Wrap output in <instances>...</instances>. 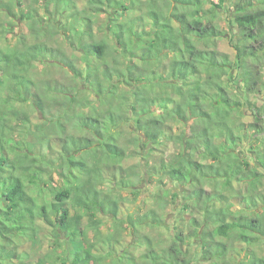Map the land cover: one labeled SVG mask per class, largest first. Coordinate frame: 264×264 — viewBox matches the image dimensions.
<instances>
[{
	"label": "trees",
	"instance_id": "obj_1",
	"mask_svg": "<svg viewBox=\"0 0 264 264\" xmlns=\"http://www.w3.org/2000/svg\"><path fill=\"white\" fill-rule=\"evenodd\" d=\"M50 1L31 0L24 12L25 0H0V17L17 15L18 9L41 41L29 44L22 38L12 46L0 44V264H225L227 240L233 235L250 246L263 240L264 205L258 201L264 203V197L245 200L249 214L262 207L257 216H235L228 208L210 204L221 193L217 187V194L204 200L202 185L208 180L214 186L219 181L224 186L233 180L250 181L255 190L258 179L264 178V0H234L228 29L216 20L229 0H171L173 11H165L162 18L156 14L164 10L159 0H146L143 8L136 7L135 0H84L88 9L80 18L73 15L80 0H52L53 10ZM36 4L47 17L38 15ZM102 13L107 14L115 49L126 56L136 52L134 57L145 72L123 76L127 69L110 66L109 44L95 41L94 19ZM132 13L141 15L128 18ZM118 16L126 20L121 22ZM46 21L52 24L48 30ZM55 27L78 56L70 57L46 43ZM228 34L234 57L219 47ZM166 52L173 55L171 78L157 75L154 67L161 65ZM38 64L67 68L69 81L42 78L36 73ZM221 76L236 89L242 85L249 92L258 91L262 104L256 106L246 93H233L232 85L217 82ZM158 79L163 86L151 104L162 111L152 120L158 129L153 126V132L147 133L148 144L178 146L176 157L162 162L161 173L178 186H192L184 200L187 209L196 211V218L185 242L189 247V240L198 237L199 258L189 248L183 249V229L172 235L167 248L151 246L134 253L122 238L124 233L145 226L171 228L155 210L139 221L126 219L120 214V203L101 190L106 173L128 157L121 126L133 118L141 129L144 119L153 117L144 95ZM241 105L251 112L248 123L243 121ZM31 108L54 116L33 130ZM180 115L183 122L191 123L173 140L160 127ZM51 137L59 141L58 154L35 152L38 143L48 144ZM138 141L135 138L130 144L137 146ZM243 144L248 147L241 160L233 151ZM196 154L216 164H201ZM126 184L121 182L123 187ZM110 216L113 230L103 235L105 217ZM232 216L237 222H229ZM199 226L205 227L202 233ZM46 244L49 252L33 262L31 254L39 255L36 248ZM249 264H264V258L255 256Z\"/></svg>",
	"mask_w": 264,
	"mask_h": 264
},
{
	"label": "rangeland",
	"instance_id": "obj_2",
	"mask_svg": "<svg viewBox=\"0 0 264 264\" xmlns=\"http://www.w3.org/2000/svg\"><path fill=\"white\" fill-rule=\"evenodd\" d=\"M36 1V0H32ZM41 3L42 0H39ZM54 1V0H53ZM136 1V7L143 8L146 0H135ZM164 5V10L161 12L160 10L156 12L157 15H160L159 17L166 16L167 10L169 12L173 11V8L175 6V3H173L171 0H159ZM31 2V0H25V7L24 12H28V5ZM52 0L50 1V10H53L54 5H52ZM211 2L218 3V0H211ZM233 2L234 0H229L222 11H218V16L216 23L219 24L222 28L226 27L229 28V22L230 17L232 15L233 10ZM84 0H80L78 2V8L76 11H73V15L75 14L76 17L80 18L82 15L83 10L88 9V4ZM42 4V3H41ZM38 11V15L41 17H44L47 12L43 8H41L38 4L35 6ZM212 5L208 4L206 5V9H210ZM17 11V15L7 16L6 14L2 13L0 17V31L3 32L0 38V44L2 46L5 45H15L19 44L22 38H25L29 44L34 43H41V41L38 39V37L35 35L36 31L32 29L31 22L28 19L23 20L20 17V13ZM144 12H146L143 9ZM148 13V14H147ZM147 16L149 17V11L146 12ZM155 14V15H156ZM37 15V16H38ZM140 13H132L128 16L130 19H134L136 16L140 17ZM50 17V16H49ZM58 16H56L57 19ZM121 18V22L126 20V17L124 16H118ZM60 19V18H59ZM63 20V19H62ZM107 14L102 13L99 15L98 18L94 19V34H95V41H106L109 44V49L112 50V54H108L107 60L110 66H115L120 69H127L123 76H128L131 72H133V75H140V73L145 72V68L143 67V64L140 63L138 58H135L136 52L133 54L127 53L128 56L123 54L122 49H115V45L117 42H115L112 38V34L108 32L107 30ZM144 22L140 23L141 28L144 26ZM46 25L47 30L50 28L52 24H49L44 22V26ZM55 25V24H54ZM58 26H60L58 24ZM140 28V27H139ZM146 30H150L151 27L149 24L145 26ZM54 33L49 32L48 36L49 38L46 40V43L49 44L50 47L53 48H60L64 51H66L67 54H69L70 57L77 55V51L75 49H72L70 46H68L67 37H65L64 33L62 31H59L56 27L53 28ZM230 35H226L222 38L220 41V50L223 52H226L230 54L232 57L235 56L234 50L231 48L229 43ZM92 41V40H91ZM78 56V55H77ZM173 55L166 52L165 57L159 67H156V70L158 72L157 75H161L165 78H171L172 76V69H173ZM68 70L67 68H64L63 66L59 64H51V65H41L38 64L36 73H38L39 76L45 79L52 78L59 83H67L70 79L68 76V73L66 72ZM128 72V73H127ZM122 80V79H121ZM120 80V81H121ZM217 82L224 83L225 85H232L230 88H232V92L241 95L242 93H246L249 95L250 99L256 106H260L263 102V96L258 91L256 92H249L244 86L238 87L236 89L234 87V83H230L227 81V77L221 76L220 78L217 77ZM120 81H117L120 82ZM161 80L158 79V81H155L147 88V91L144 95V97H147V101L149 103V106L151 105L150 110L152 111L153 117H148L147 119H144L143 126L141 129H138L133 121L130 120L127 124H123L121 126V130L123 132V144L127 149L128 157L122 161L119 165L116 166V168L109 170L105 177L103 178L105 181L101 184V190L104 192L110 194L113 201H117V204L120 203V214L121 216H125L126 219H129L132 221H139L140 219L145 218L147 214H149L151 211L155 210L158 214L160 213L163 215V217L166 219L167 226L171 228V231L167 228H154L151 226H145L143 228H140L138 232L135 230H132L131 232L124 233L122 238L125 240V243L127 246H132V251L134 253L140 254L141 252L151 248V246L156 247L157 249L160 248H167L172 241V235L178 234L179 229H183L185 231V237L183 242V249H190V252H192L193 256H196L197 258L200 257L201 253V244L198 243V237H195L194 239L189 240L190 246L187 247V243L185 242L187 234L191 233V230L193 228L190 227L192 219L195 216L196 211H192L191 209H187L185 207L187 201L184 200V197L188 196L191 193L192 186L191 185H183L178 186L174 182L170 181L164 175L161 173V165L162 162L168 163L171 159L176 157V154L178 151V146H175V143H150L148 144V136L147 133L153 132V126L154 130L158 129V126L154 124V118L155 116L158 117L162 110H159L161 108L152 105L151 103L157 96V92H159L163 86V83L160 82ZM131 83L138 87V84L136 83V80H132ZM86 86V85H85ZM83 85L82 88H85ZM123 86H126L125 84ZM86 90L87 86H86ZM89 91V90H88ZM171 97L176 98L173 94ZM91 100L94 101L96 98L92 97ZM243 107V105H241ZM101 108H104L100 106ZM245 109V107H243ZM31 114V126L34 128V125H44L48 123V119H52L54 116V113L47 112L43 114L40 111L33 110L32 108L29 109ZM79 113V111L77 112ZM66 118V117H64ZM62 118L61 120H63ZM49 119V120H50ZM252 119L251 112L249 110L245 109V118H243V121L246 123L250 122ZM71 120V116H70ZM65 121V119H64ZM191 123V122H189ZM188 122H183L182 116H178L176 118L167 120L164 125H161V132L163 131V134H167V136L173 137V140L175 139V136L180 135V133L183 130L189 129ZM135 138H138V145L134 146L130 144L131 140H134ZM165 138V137H163ZM162 139V138H160ZM177 141V140H176ZM46 141H43L41 146L38 145L35 147V152H44V154H58L60 151L58 147V140H56L54 137L50 139L48 144H45ZM164 142V141H162ZM44 143V144H43ZM127 144V145H126ZM148 144V145H147ZM129 145V146H128ZM246 146L245 144L237 147L233 152H236L241 160L242 157L246 156ZM130 154V155H129ZM195 159L201 163V164H216L215 161L211 158L203 159V157L199 156V154L195 155ZM64 165L66 163L64 162ZM243 176V175H239ZM126 182V187H123L121 185V182ZM250 181L240 182L233 180L229 186H224L223 181H219V185L214 186L212 185L209 180L203 181V189H204V195L206 199L208 200V197L214 196L216 193L215 187H217V190H219L221 193L219 197H216V200L211 201L210 204L215 203V205L218 207V209H227L233 214H237L235 216L240 215H253L257 216V212H262L263 209L259 208L256 211H253L249 214V212H246V204L245 200L246 198H249L250 196L256 197L255 199L263 198L264 197V178L258 179L256 185L257 188L255 190H252L249 187ZM112 192V193H110ZM135 193L138 195L135 196ZM250 199V198H249ZM259 200V199H258ZM261 205H264V203L260 200ZM192 203V202H191ZM189 204V203H188ZM201 211H199L200 213ZM239 212V213H238ZM256 212V215H255ZM232 216L230 217L229 222H237V219H235ZM201 219V214L198 216ZM105 224L101 228V233L103 235L109 234L113 230V217H105ZM175 226V227H174ZM174 227V229H173ZM197 227V226H196ZM177 228V229H176ZM201 228V229H200ZM200 233L205 230V227L199 226ZM233 237L229 238L227 240L228 244L230 245L229 251L224 258L225 264H249V261L253 259L255 256L263 257L264 258V238L263 240H260L256 243V245H246L245 243L239 242L236 240V238ZM203 238V237H202ZM29 250V246H27L26 250ZM38 254H31V260L37 261L39 260L40 256H45L51 247H48V244L43 245L42 249L36 248ZM35 249V250H36ZM216 262H214L215 264ZM27 264V263H25ZM205 264V263H201ZM213 264V262L211 263ZM217 264V263H216Z\"/></svg>",
	"mask_w": 264,
	"mask_h": 264
}]
</instances>
